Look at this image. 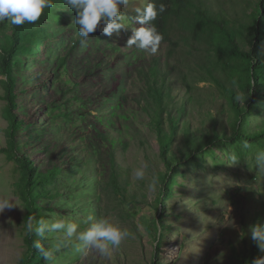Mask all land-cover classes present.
<instances>
[{
	"label": "rangeland",
	"instance_id": "rangeland-1",
	"mask_svg": "<svg viewBox=\"0 0 264 264\" xmlns=\"http://www.w3.org/2000/svg\"><path fill=\"white\" fill-rule=\"evenodd\" d=\"M147 2L130 0L129 5L133 3L137 7L139 3L145 5ZM54 3L56 7L51 9L45 25L56 37L65 30L68 22L75 24L76 12L68 9L64 0H55ZM246 3L245 0H226L225 11L232 16L234 7H244ZM139 26L127 20V27L118 34L105 36L100 31V37L89 36L77 57L74 58L79 49L64 62V67H53L54 73L52 70L48 72V68L64 57L78 37V26L73 28L71 25L65 33L66 40L51 44L47 54H25L17 64V69L23 62L26 65L24 71L16 69L15 75L21 85H25V92L19 96L22 111L27 112L23 115L37 123L30 125L35 140L33 145L25 146L26 151L41 173L50 167L51 148L52 155L61 154L64 158L62 164L66 165L57 184L50 190L60 192V195L49 201L44 197L37 199L38 204L55 208V211H45L50 214L47 220L66 217L83 229L89 215L107 217L132 234L118 249H110L107 255L91 249L80 253L61 249L55 254L53 264L235 263V259L230 258V245L249 247L251 227L264 225V210L260 211L261 204L264 207V169L256 164L257 151L253 147L245 148L241 142L212 145L209 147L212 154L202 152L178 165L179 174L174 179L176 183L165 207L157 201L163 186L158 174L166 169L159 155L153 118L143 109L145 83L136 68L142 67L143 60L146 66L152 56H156L164 67L168 46L163 44L157 50L160 51L158 54L147 51L142 60L127 67L125 55H131L132 47L126 42L133 29ZM11 30L10 22L0 23V96L6 94L7 81L1 63L4 51L9 47ZM171 35L174 39L178 37L176 32ZM112 45L124 53L123 59L116 58L119 52L107 50ZM100 47L111 57L109 73H104L102 68L91 69L77 60L82 54L95 55ZM95 56L98 57L99 53ZM195 64L194 53L186 54L185 47L171 58L170 84L175 100L171 106L174 108L183 102L185 107L171 147L178 157L180 148L186 143L184 124L196 134L206 133L213 129L212 117H217L220 127L225 125L228 132L231 130V113L223 95L211 80H204L205 73L195 68ZM104 75L112 77V81L108 84L102 82ZM47 78L51 79L50 84L46 83ZM40 86L41 91L35 89ZM118 102L121 107L116 108ZM6 106V99L0 98V200L7 198L12 203L11 208L0 212V264H21L27 248L24 217L28 209L21 195L24 181L20 167L2 150L7 146ZM92 120H98V123L93 125ZM252 120L251 128L261 124L264 109L261 115H252ZM46 124L49 128L41 135L40 129ZM97 131L106 133L108 139L115 134V139L124 143V149L117 148L116 156L126 185L123 196L104 187L111 171L104 142L99 141V156L96 157L95 152L91 162L84 163L88 157L85 147L96 139ZM24 141H27L26 137ZM230 154H235L238 160L230 162L227 159ZM99 162L107 169L101 171ZM140 169L144 171L143 179L136 175ZM63 193L66 195H61ZM256 194L263 195L260 204L256 201ZM160 215L164 218L166 230L158 223ZM47 238V247H52L59 234H47ZM261 256H264V250L258 246L254 261ZM40 257L41 260H33L31 264H49Z\"/></svg>",
	"mask_w": 264,
	"mask_h": 264
},
{
	"label": "trees",
	"instance_id": "trees-1",
	"mask_svg": "<svg viewBox=\"0 0 264 264\" xmlns=\"http://www.w3.org/2000/svg\"><path fill=\"white\" fill-rule=\"evenodd\" d=\"M215 1L148 0V2H153L157 6L160 3H164L166 6L165 12L159 14L157 19L151 22L163 35L158 49L163 44L168 46L164 56L166 64L163 67L159 59L152 56L151 61L147 64L148 66L144 65L143 60L141 61L142 67L136 68L140 79L145 83V90L142 93L143 98H145L143 109L147 115H151L153 118V129L157 134L160 146L159 155L166 169L164 173L158 174L163 186L157 201L162 206L165 205L166 199L172 194L176 183L174 179L179 174L178 165L191 160L195 155L202 152L212 154L209 149L212 145L239 144V142L247 141L250 148L253 147L256 151L264 150V120L261 124L251 128L252 115H261L264 109V0H245L247 3L244 7H234L232 16L225 11L226 0ZM130 10L131 7L126 10L125 15L129 21L133 22L134 16L130 13ZM51 11V9H45L39 20L34 24L12 25L9 47L4 51L1 63L2 72L7 83L5 86L6 94L1 95L0 98H5L7 101L5 111L8 122L7 146L2 150L7 153L9 158L15 160L20 167L24 181L21 195L28 209L24 217L25 223L30 217L34 218L33 223L40 219H50V214L45 211H55V208L49 205L42 206L37 203V199L44 197L49 201V199L60 195V192H50V190L52 185L57 184L66 168V165L62 164L63 156L55 153L52 155V148L50 150V167L45 173H41L31 161L30 154L26 151L25 146L33 145L35 134L32 133L30 125L37 123L25 119L24 115L27 112L22 111L23 108L19 100V96L25 92V85H21V80L15 77L17 64L21 62L20 57L25 54H47L51 44L66 40L67 28L71 25L73 28L75 27L76 24L68 22L65 30L60 31L55 37L53 32L45 25V20ZM99 32L100 28L98 26L97 30L90 36L100 37ZM172 32L178 34L177 39L173 38ZM83 46L84 44H81L78 35L71 48L66 50L64 57L54 66L48 68V72L53 71V67H64V62L79 49L74 58L77 57L82 52ZM184 47L186 54L194 53L195 68L205 73L207 78L204 76V80H211L216 90L223 95L231 113L229 122L231 130L228 132L225 125L220 127L217 117H212L211 125L213 129L206 133L196 134L184 124L183 135L186 143L184 147L180 148V157H178L171 147L176 139L185 107L183 102L176 104L174 108L171 106L175 103V100L172 96V86L170 84V69L173 67L171 58L179 53L180 48ZM116 49L114 45L107 47V50L111 53L121 51L119 48ZM96 51L95 55L99 53L98 57L82 54L77 60L80 63H86L91 69L102 68L104 73H109L110 55L102 47ZM137 52L138 54H136ZM159 52L157 51L156 54ZM130 53L131 55H125L128 59L125 60L127 67L133 66L140 59L142 60L147 51L132 46ZM92 58H94L93 61ZM116 58L123 59L124 53H117ZM24 63L18 69L24 71L26 68ZM41 63L43 62L41 61ZM102 79V82L108 84L113 78H107L104 75ZM24 81H26L25 77ZM50 81L51 79H46L47 84H50ZM35 89L41 91L42 86ZM239 97H244V100L239 99ZM115 107H121L119 102L115 104ZM91 123L96 125L98 120H92ZM218 126L219 128H217ZM48 128L49 124L44 125L40 129L41 135H44ZM95 136L96 139H92L85 147L88 157L84 163H90V159L94 158L95 152L96 157L99 156V141L104 142L106 146L104 147L105 155L109 157L108 162L110 163L108 168L111 169L109 182L104 187L106 189L110 187L108 191L123 196L126 192V185L120 165L117 164L116 156L117 148H123L124 143L120 144V141L115 139V134L108 139L106 133L97 131ZM25 137L27 141H24ZM99 165L101 171L107 169L100 162ZM164 185H167V188ZM256 195L258 196L256 201L260 204L263 195ZM263 210L264 207L261 204V213ZM162 216L158 217V223L166 230V223ZM243 230L245 231L244 226ZM47 239L35 234L32 236L26 234L24 242L27 248L21 258V264H31L33 260H41L39 251L33 247V241L39 240L42 245L47 247ZM252 241L249 247L230 245L232 251L230 258H234L236 261L231 264H253V257L258 245Z\"/></svg>",
	"mask_w": 264,
	"mask_h": 264
},
{
	"label": "clouds",
	"instance_id": "clouds-1",
	"mask_svg": "<svg viewBox=\"0 0 264 264\" xmlns=\"http://www.w3.org/2000/svg\"><path fill=\"white\" fill-rule=\"evenodd\" d=\"M64 4L68 9L76 12L75 24L78 26L82 45L87 42L90 34L94 33L98 26L105 36L118 34L126 28L128 18L125 13L128 7H131L130 13L134 16L132 24L140 25L133 29L131 36L127 39L128 47L135 46L155 54L163 39V35L151 22L165 12L164 3L158 6L153 2H147L145 5L139 3L136 7L133 3L129 5L130 0H64ZM55 7L54 0H0V23L8 21L14 26L25 23L34 24L45 9ZM239 99L244 100V97ZM243 146L247 148L248 142L244 141ZM227 159L235 162L238 157L230 154ZM255 160L258 167L264 169V150L257 151ZM136 175L138 179H143V169L138 170ZM10 201L7 198L0 200V212L12 207ZM33 220L34 218L30 217L24 224L29 236L35 234L47 238V234H59L57 243L52 247H45L39 240L33 241V247L49 264H53L55 254L65 248L71 249L74 253L91 249L101 255H107L110 249H118L132 235L126 228L107 217L96 218L89 215L84 221L86 226L83 229L80 224L66 217L40 219L36 223H33ZM251 238L264 250V225H253ZM253 264H264V256L258 257Z\"/></svg>",
	"mask_w": 264,
	"mask_h": 264
}]
</instances>
